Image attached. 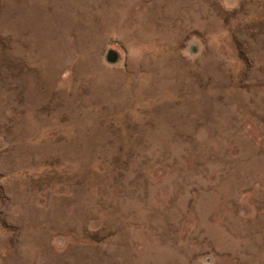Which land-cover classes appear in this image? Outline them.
Masks as SVG:
<instances>
[{"label": "rangeland", "instance_id": "374dc122", "mask_svg": "<svg viewBox=\"0 0 264 264\" xmlns=\"http://www.w3.org/2000/svg\"><path fill=\"white\" fill-rule=\"evenodd\" d=\"M0 264H264V0H0Z\"/></svg>", "mask_w": 264, "mask_h": 264}, {"label": "water", "instance_id": "95a60500", "mask_svg": "<svg viewBox=\"0 0 264 264\" xmlns=\"http://www.w3.org/2000/svg\"><path fill=\"white\" fill-rule=\"evenodd\" d=\"M106 61L112 63L115 61V53L112 51L107 52L106 54Z\"/></svg>", "mask_w": 264, "mask_h": 264}, {"label": "bare ground", "instance_id": "6f19581e", "mask_svg": "<svg viewBox=\"0 0 264 264\" xmlns=\"http://www.w3.org/2000/svg\"><path fill=\"white\" fill-rule=\"evenodd\" d=\"M108 20V19H107ZM249 172V171H248ZM250 203V202H249ZM250 261V260H249ZM249 263V262H248Z\"/></svg>", "mask_w": 264, "mask_h": 264}]
</instances>
